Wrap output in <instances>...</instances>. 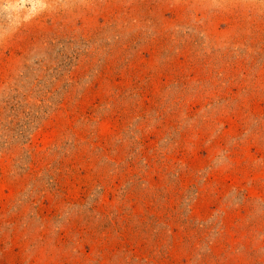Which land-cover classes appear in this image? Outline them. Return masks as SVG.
<instances>
[{"label": "rangeland", "instance_id": "374dc122", "mask_svg": "<svg viewBox=\"0 0 264 264\" xmlns=\"http://www.w3.org/2000/svg\"><path fill=\"white\" fill-rule=\"evenodd\" d=\"M0 264H264V0H0Z\"/></svg>", "mask_w": 264, "mask_h": 264}]
</instances>
